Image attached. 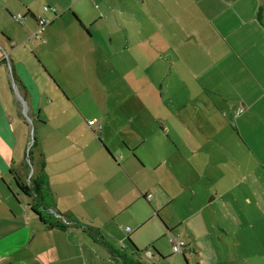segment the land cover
<instances>
[{
	"label": "crops",
	"instance_id": "crops-1",
	"mask_svg": "<svg viewBox=\"0 0 264 264\" xmlns=\"http://www.w3.org/2000/svg\"><path fill=\"white\" fill-rule=\"evenodd\" d=\"M39 17L54 19L41 27ZM46 113L40 172L65 227H47L15 180L35 179L27 145ZM262 187L264 0H0V264H125L87 225L138 264H165L134 233L176 196L205 218L202 208L240 209ZM164 219L159 234L175 238L182 221ZM187 229L188 247L173 254L194 250Z\"/></svg>",
	"mask_w": 264,
	"mask_h": 264
},
{
	"label": "rangeland",
	"instance_id": "rangeland-1",
	"mask_svg": "<svg viewBox=\"0 0 264 264\" xmlns=\"http://www.w3.org/2000/svg\"><path fill=\"white\" fill-rule=\"evenodd\" d=\"M56 88L58 89L57 86ZM63 95L64 105H69L65 93ZM102 98H105V101L103 100L101 102L103 105L109 106L115 103V99L111 98L107 92L100 99ZM71 104L75 107L78 103L73 101ZM80 104L83 106L91 105L84 99L80 101ZM137 104L142 105L144 103L137 101ZM137 104L135 102L133 103V105ZM55 105L61 104L56 103ZM89 110L93 109L89 106ZM42 116L46 117L48 122L39 125L35 121V125H32L30 141L27 145V155L36 168L39 166V173L44 164V155L39 153V144L53 137V115L49 116L46 113L45 115L42 114ZM41 121H44L43 118ZM85 123L89 125L88 119L85 120ZM43 148L44 153L49 156L51 152L50 147ZM39 158H41V161H39ZM31 163L26 159L27 170H25V176H28V166H30V176L36 178L38 173L33 174V166L31 167ZM25 181L30 183L28 179H25ZM154 191L156 192L155 202H161L164 199L163 194H161L159 189L155 188ZM250 191L253 192V188ZM250 198L252 202H242L240 209H237L236 201H232L225 209L220 207L221 209L212 208L211 211H204V208H202L201 213L204 214V218L200 214V209L198 210V207L196 208L192 204V202L196 203V200H189L185 195H178L173 202L169 203L163 209L162 213H159V215L156 214L151 218L147 226L141 228L139 231L136 230L134 236L142 237L139 240V245L142 250L149 251L153 243L152 241H155L154 244L160 248L161 254L167 259L165 264H264V187L260 188L258 194L251 193ZM257 198L259 203H255ZM145 205L148 209L149 205ZM208 215L210 216L208 217ZM164 217L170 221H182L173 232L177 240L184 239L187 242L189 238H192V234L187 227L190 230H194L196 244L191 243V247L194 250L188 252L186 257L182 253H172L171 238H174V236H162V233L159 234L160 229H164L163 221L166 222ZM206 219H208L207 223L204 222ZM17 221L21 222L22 218H19ZM117 227L118 230L122 231L120 232L121 234L126 233L122 230V227ZM152 235L157 236L152 238ZM146 255L148 254L145 253L144 256L147 257Z\"/></svg>",
	"mask_w": 264,
	"mask_h": 264
},
{
	"label": "trees",
	"instance_id": "trees-1",
	"mask_svg": "<svg viewBox=\"0 0 264 264\" xmlns=\"http://www.w3.org/2000/svg\"><path fill=\"white\" fill-rule=\"evenodd\" d=\"M15 180L18 187L23 193L33 197V202L31 203V209L47 227H52V226L65 227V225L56 218V215H53L48 210L49 209L48 207L54 204V194L49 188L48 178L44 173V171L38 174V176L33 180L32 184L25 183L21 181V179H19L18 177L15 178ZM65 216L76 218L74 214L65 215ZM86 228L89 234L93 238L98 239L109 248V250L111 251L112 255L115 258L123 261L125 264H138L139 262L138 260L136 261L133 257L128 255L124 250L120 249L116 244L102 237V235L99 233L100 230L98 228H95L91 225H87ZM128 240L135 247L136 253L142 252V250L139 249L133 243V240L130 237H128Z\"/></svg>",
	"mask_w": 264,
	"mask_h": 264
},
{
	"label": "built area",
	"instance_id": "built-area-1",
	"mask_svg": "<svg viewBox=\"0 0 264 264\" xmlns=\"http://www.w3.org/2000/svg\"><path fill=\"white\" fill-rule=\"evenodd\" d=\"M44 9L45 10H52L53 12L55 11V9H53L50 6H47V5L44 7ZM16 19L19 22H22L23 21V15L22 14H17L16 15ZM53 19L54 18L39 17L38 18V24L42 27V26H45V25H48V24L52 23ZM241 111H243V107L237 108L235 110V112H234V116H237ZM95 122H96V119L89 120V124L90 125H93ZM126 229H127V231L131 230L130 227H127ZM171 241H172L173 251H175V252L183 251L185 248L188 247V244H187V242L184 239L177 240L175 238H171Z\"/></svg>",
	"mask_w": 264,
	"mask_h": 264
}]
</instances>
